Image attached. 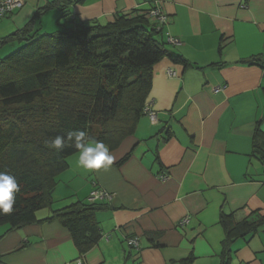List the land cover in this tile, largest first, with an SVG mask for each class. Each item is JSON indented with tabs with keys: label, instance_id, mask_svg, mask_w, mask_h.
I'll use <instances>...</instances> for the list:
<instances>
[{
	"label": "crops",
	"instance_id": "obj_1",
	"mask_svg": "<svg viewBox=\"0 0 264 264\" xmlns=\"http://www.w3.org/2000/svg\"><path fill=\"white\" fill-rule=\"evenodd\" d=\"M47 1L22 0L0 18V38ZM152 7L167 17L166 48L191 66L156 63L147 96L156 122L143 114L134 133L109 149L107 169L86 171L77 166L79 151L68 156L51 206L35 212L41 220L104 189L111 198L95 212L99 240L80 253L56 219L15 229L0 224V264H220V215L233 213L237 222L264 215V163L253 149L257 124L264 132V0H83L69 7V17L106 24ZM59 16L58 9L46 11L40 29L57 30ZM9 46L13 51L17 43L0 46V53H10ZM229 250V264H264V224Z\"/></svg>",
	"mask_w": 264,
	"mask_h": 264
},
{
	"label": "trees",
	"instance_id": "obj_2",
	"mask_svg": "<svg viewBox=\"0 0 264 264\" xmlns=\"http://www.w3.org/2000/svg\"><path fill=\"white\" fill-rule=\"evenodd\" d=\"M82 1L48 0L24 26L0 38V46L17 43L0 57V172L14 175L19 185L13 210L0 214V224L15 229L56 219L85 253L101 236L95 212L102 203L76 201L44 219L35 216L51 206L56 177L67 168V157L78 152L70 141L58 151L46 141L83 130L116 148L144 114L153 66L164 58L184 68L191 64L166 48L164 24L158 28L159 22L146 16L149 9L115 15L106 24L76 23L69 7ZM50 9L60 12L59 29L46 33L39 19ZM253 139L264 163L258 124ZM220 223L225 233L220 264H229L231 242L264 224V215L237 222L233 213H222Z\"/></svg>",
	"mask_w": 264,
	"mask_h": 264
},
{
	"label": "clouds",
	"instance_id": "obj_3",
	"mask_svg": "<svg viewBox=\"0 0 264 264\" xmlns=\"http://www.w3.org/2000/svg\"><path fill=\"white\" fill-rule=\"evenodd\" d=\"M79 151L77 166L84 170L107 169L113 163L109 147L103 142L91 138L83 130H73L65 136L57 135L50 141H46L48 147L60 150L68 142ZM19 191L17 178L8 173L0 172V214L11 213L15 203V193Z\"/></svg>",
	"mask_w": 264,
	"mask_h": 264
},
{
	"label": "built area",
	"instance_id": "obj_4",
	"mask_svg": "<svg viewBox=\"0 0 264 264\" xmlns=\"http://www.w3.org/2000/svg\"><path fill=\"white\" fill-rule=\"evenodd\" d=\"M22 6V0H0V18L4 15L11 13L17 9H19ZM146 16L151 17L153 19H156L159 22L158 28L160 25H163L167 21L166 15L161 11L160 8L154 7L146 11ZM167 42L178 45L180 44V40L176 37L168 36ZM168 74L174 75V71H168ZM225 88V85L216 86L213 88L214 92H218ZM143 113L148 116L149 120L153 123L156 122L157 116L156 112L153 110V103L151 100H146L144 106H143ZM111 198V194L104 189L100 188H93L89 194L86 197L87 203H96V202H102L104 200H109ZM189 220L188 217H184L180 224H184ZM128 242L131 245L138 246V241L136 238H130ZM77 264H80L78 261Z\"/></svg>",
	"mask_w": 264,
	"mask_h": 264
},
{
	"label": "rangeland",
	"instance_id": "obj_5",
	"mask_svg": "<svg viewBox=\"0 0 264 264\" xmlns=\"http://www.w3.org/2000/svg\"><path fill=\"white\" fill-rule=\"evenodd\" d=\"M47 19V21L46 22H48V23H53V25H54V22H52V18H50V17H47L46 18ZM45 19V20H46ZM56 29H59V27L56 25ZM49 31V32H48ZM51 31H54V28H52V25L48 28V29H46V33H50ZM8 48H10V51L12 50V47H8ZM9 51V50H8ZM6 53H8V52H6ZM5 55V53L4 52H1L0 53V57H2V56H4Z\"/></svg>",
	"mask_w": 264,
	"mask_h": 264
}]
</instances>
